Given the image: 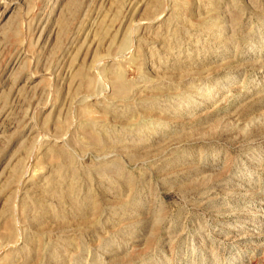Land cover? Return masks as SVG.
I'll return each instance as SVG.
<instances>
[{
    "label": "rangeland",
    "instance_id": "374dc122",
    "mask_svg": "<svg viewBox=\"0 0 264 264\" xmlns=\"http://www.w3.org/2000/svg\"><path fill=\"white\" fill-rule=\"evenodd\" d=\"M0 264H264V0H0Z\"/></svg>",
    "mask_w": 264,
    "mask_h": 264
}]
</instances>
